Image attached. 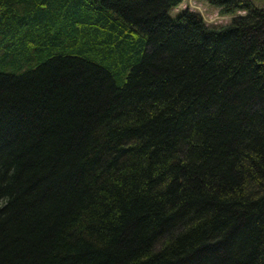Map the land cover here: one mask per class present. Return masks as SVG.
<instances>
[{"label": "trees", "instance_id": "trees-1", "mask_svg": "<svg viewBox=\"0 0 264 264\" xmlns=\"http://www.w3.org/2000/svg\"><path fill=\"white\" fill-rule=\"evenodd\" d=\"M0 0V264H264V9Z\"/></svg>", "mask_w": 264, "mask_h": 264}, {"label": "rangeland", "instance_id": "rangeland-1", "mask_svg": "<svg viewBox=\"0 0 264 264\" xmlns=\"http://www.w3.org/2000/svg\"><path fill=\"white\" fill-rule=\"evenodd\" d=\"M241 1L250 2L257 9H264V0ZM182 11H189L198 14L206 26L217 29L229 25L235 17L245 15L243 12L222 14L220 8L212 6L207 1L202 0H185L182 5L170 11L168 15L171 19H175Z\"/></svg>", "mask_w": 264, "mask_h": 264}]
</instances>
